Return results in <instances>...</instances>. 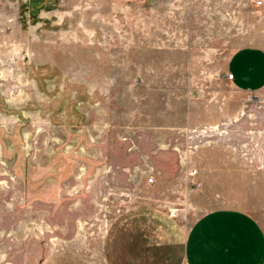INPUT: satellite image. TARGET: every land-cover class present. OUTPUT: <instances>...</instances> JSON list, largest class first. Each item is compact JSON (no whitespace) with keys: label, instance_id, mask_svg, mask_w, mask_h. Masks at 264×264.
<instances>
[{"label":"rangeland","instance_id":"374dc122","mask_svg":"<svg viewBox=\"0 0 264 264\" xmlns=\"http://www.w3.org/2000/svg\"><path fill=\"white\" fill-rule=\"evenodd\" d=\"M254 1L0 0V264H109L135 205L242 211L264 264V87L225 69Z\"/></svg>","mask_w":264,"mask_h":264},{"label":"crops","instance_id":"0c3cea01","mask_svg":"<svg viewBox=\"0 0 264 264\" xmlns=\"http://www.w3.org/2000/svg\"><path fill=\"white\" fill-rule=\"evenodd\" d=\"M225 69L233 74L229 81L235 86L263 88L264 49H235ZM248 221L242 211L214 209L185 227L162 208L135 205L111 221L104 253L109 264H255L262 245L254 246L258 239L252 228L248 231Z\"/></svg>","mask_w":264,"mask_h":264},{"label":"built area","instance_id":"2783aa9c","mask_svg":"<svg viewBox=\"0 0 264 264\" xmlns=\"http://www.w3.org/2000/svg\"><path fill=\"white\" fill-rule=\"evenodd\" d=\"M255 2V4L258 6V5H262L263 4V0H255L254 1ZM232 73H227V78H232Z\"/></svg>","mask_w":264,"mask_h":264}]
</instances>
